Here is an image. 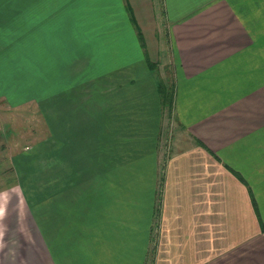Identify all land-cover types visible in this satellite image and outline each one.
<instances>
[{
    "label": "crops",
    "instance_id": "crops-1",
    "mask_svg": "<svg viewBox=\"0 0 264 264\" xmlns=\"http://www.w3.org/2000/svg\"><path fill=\"white\" fill-rule=\"evenodd\" d=\"M124 2L126 176L47 215L44 264H264V0Z\"/></svg>",
    "mask_w": 264,
    "mask_h": 264
},
{
    "label": "rangeland",
    "instance_id": "rangeland-1",
    "mask_svg": "<svg viewBox=\"0 0 264 264\" xmlns=\"http://www.w3.org/2000/svg\"><path fill=\"white\" fill-rule=\"evenodd\" d=\"M124 3L0 0V264H44L46 239L58 248L47 215L49 230L67 226V197L126 176L138 48ZM59 197L65 224L51 220Z\"/></svg>",
    "mask_w": 264,
    "mask_h": 264
},
{
    "label": "trees",
    "instance_id": "trees-1",
    "mask_svg": "<svg viewBox=\"0 0 264 264\" xmlns=\"http://www.w3.org/2000/svg\"><path fill=\"white\" fill-rule=\"evenodd\" d=\"M17 178V177H16ZM15 186H17V185H15ZM10 188H12V187H7L6 189H10Z\"/></svg>",
    "mask_w": 264,
    "mask_h": 264
}]
</instances>
